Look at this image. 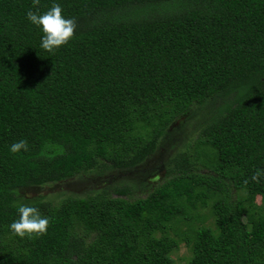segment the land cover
I'll return each mask as SVG.
<instances>
[{
    "label": "trees",
    "instance_id": "obj_1",
    "mask_svg": "<svg viewBox=\"0 0 264 264\" xmlns=\"http://www.w3.org/2000/svg\"><path fill=\"white\" fill-rule=\"evenodd\" d=\"M56 3L76 28L48 52L26 13ZM218 98L195 154H178L146 197L21 194L99 166L134 168L192 106ZM20 139L29 150L11 153ZM257 169L264 0H0V264H179L181 244L182 264H264ZM18 203L49 217L45 234L10 231Z\"/></svg>",
    "mask_w": 264,
    "mask_h": 264
},
{
    "label": "rangeland",
    "instance_id": "obj_2",
    "mask_svg": "<svg viewBox=\"0 0 264 264\" xmlns=\"http://www.w3.org/2000/svg\"><path fill=\"white\" fill-rule=\"evenodd\" d=\"M226 100L218 98L203 106H192L190 111L178 118L170 126L166 135L161 137L156 151L134 168L108 169L99 166L97 169L65 181L23 188L21 194L26 197L44 196L48 200L58 202L68 196L86 197L103 191L116 197L118 194L115 193V188H126L129 193L122 197L131 199L146 197L171 176L177 167L174 159L178 154L184 151L191 155L195 154L194 143L200 124L212 110L221 107ZM201 171L212 174L207 169ZM256 200L259 202V197ZM189 254L185 244H181L171 253V257L176 263L182 264Z\"/></svg>",
    "mask_w": 264,
    "mask_h": 264
},
{
    "label": "clouds",
    "instance_id": "obj_3",
    "mask_svg": "<svg viewBox=\"0 0 264 264\" xmlns=\"http://www.w3.org/2000/svg\"><path fill=\"white\" fill-rule=\"evenodd\" d=\"M60 4H53L50 9L40 13L31 9L26 13V19L32 25L37 26L43 33L41 36L40 47L48 52H54L63 45H66L73 37L76 21L73 18H66L63 14ZM29 145L27 140L20 139L10 145L11 153L27 152ZM264 177V169H257L253 176V180H259ZM18 218L10 225V231L21 238L39 236L47 232L49 226V217L42 216L39 209L30 204H17Z\"/></svg>",
    "mask_w": 264,
    "mask_h": 264
}]
</instances>
